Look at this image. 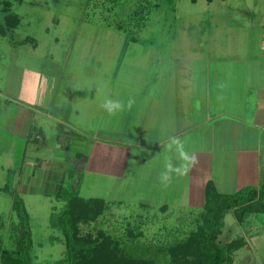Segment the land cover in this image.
Segmentation results:
<instances>
[{"label": "rangeland", "instance_id": "1", "mask_svg": "<svg viewBox=\"0 0 264 264\" xmlns=\"http://www.w3.org/2000/svg\"><path fill=\"white\" fill-rule=\"evenodd\" d=\"M104 25L122 27L126 33ZM134 25L142 29L137 49H123L120 54V46L127 45L121 44L122 41H128V35L138 34L133 30ZM0 26L6 29H0V99L3 100V106L5 101L13 105L14 102L34 100L33 97H38L45 89L47 92V84L51 88L48 102L53 98L66 97L70 107L73 106L72 102L81 104L72 93L80 89L93 91L94 87L88 81L90 67L95 68V76L101 78L108 73V63L112 64L119 58L111 75L114 77L112 87L121 78V82L127 85L126 76L136 75L138 63L141 67L146 65L151 51L158 49L160 43L165 46L164 57L170 64L175 62L170 57L173 55V42L183 46L182 51H185V41L201 43V46L204 36L207 37L210 50H220L224 55H230L234 50L246 54L252 50L258 52L259 49L261 53L264 52V0H0ZM84 40L92 42L90 58L87 55L82 58L81 51L85 49L88 54ZM170 42L172 44L167 45ZM111 43L115 47L112 48L109 61L103 47ZM140 46L142 48L138 49ZM195 49L200 51L201 48ZM100 81L96 82L101 90L96 91H99L102 99L105 86L101 88ZM118 101L120 103L119 98ZM2 119L3 112L0 109L1 141L6 142V145L0 146V238L3 245L16 248L22 236L21 217L14 208V194H17L24 200L29 214L25 229L31 233V264H68L65 235L58 223L66 202L55 194L59 187H39L40 177L34 184L31 179L23 177L26 163L34 162L36 155L50 156L53 153L56 138L53 137L46 146L30 140L26 149L22 139L7 131L10 126L8 120ZM86 126L89 127V134L97 131L102 136L103 129L101 132L89 124ZM12 140L15 156L25 152L20 182L17 181L19 170L16 167L19 158L15 160L12 157L9 160L4 152V149H8L7 142ZM94 142L92 152L90 148L86 152L91 154L87 168L77 170L75 177H66L68 182L65 184H76L82 196L99 197L107 201L103 214L95 221L80 225L81 235L95 237L99 231H105L113 239L117 256L128 261L144 259L150 264H178L170 250L185 241V232L196 228L197 224L188 222V216L183 217L190 208L185 204L182 206L185 196L195 198V193L186 194L187 191L183 192L180 187L136 186L137 177L131 173L136 174L138 171L133 157L138 152L137 147L109 144L101 139H94ZM194 146L199 147L197 144ZM110 153L114 161L128 163L126 178L107 173L111 170L118 172L119 166L112 159L105 158ZM2 165H10V169L5 171ZM73 172L69 170L68 174ZM2 181L9 182L8 188L15 193L4 189ZM169 203H174V207L171 211L167 210L169 215H164L166 208L159 207ZM225 227L231 234L227 235L231 237L236 233L235 230L240 229L232 213L226 215ZM228 236L221 235L220 241ZM254 240L256 246L262 248V254L258 258L253 253L250 264H262L264 235ZM191 257L181 260V264H192L189 260ZM238 257L235 264H244L240 260L244 256Z\"/></svg>", "mask_w": 264, "mask_h": 264}, {"label": "crops", "instance_id": "2", "mask_svg": "<svg viewBox=\"0 0 264 264\" xmlns=\"http://www.w3.org/2000/svg\"><path fill=\"white\" fill-rule=\"evenodd\" d=\"M134 26L133 30L138 34L128 35L129 40L122 41L121 44L127 45L120 46V54L123 49H137L142 29ZM112 27L126 33L122 27ZM206 38L203 37L201 46V43L185 41V51H182L183 46L173 42V55L170 57L175 61L174 64L165 59V46L160 43L158 49L151 51L146 65L141 67L138 63L136 75L126 76L127 85L121 82V78L112 87L114 77L111 75L114 74L119 58L112 64L108 63V73L100 76L102 79L95 76V68L90 67L88 81L94 89H80L79 93L73 91L72 96L75 94L81 104L72 102L71 107L66 97L47 101L51 92L50 84H47V92L45 89L42 95L32 96L35 98L33 102H14L11 105L5 101L3 106V100L0 99L2 120H8L10 124L7 131L22 139L26 149L30 140L46 146L53 137L56 138L50 156L36 155L34 162L26 163L25 168V152L15 156L12 152L13 140L7 142L8 149H4L6 157L9 160L12 157L15 160L19 158L16 166L19 170L17 181L20 182L24 168L23 177L31 179L32 184L40 177L39 187H59L55 194L61 198L59 189L68 182V171L74 170L72 177H75L78 171L86 169L91 157V154L86 153L87 149L90 148L92 152L94 139H101L109 144L137 147L138 152L133 157L138 171H134L136 174L131 173L137 177L136 186L180 187L183 192L187 191L186 194L195 193L194 199L186 195L182 205L190 208L183 216H188L190 224H197L203 218L208 181H212L216 189L225 194L235 193L246 186H259L264 182V52L261 53L259 49L258 52L252 50L246 54L234 50L230 55H224L220 50H210ZM55 41L59 42L58 39ZM84 44L88 46V54L84 49L81 51L82 58L85 55L90 58L92 42L84 40ZM170 44L172 42L167 45ZM113 46L111 43L103 47L109 61ZM195 48L201 49L199 51ZM97 80H103L100 81L101 88L105 86L102 99L99 97L101 89L97 87ZM109 102L119 107H114L110 112L105 107ZM87 124L101 132L103 129L102 136L97 131L89 134ZM1 138L2 135L0 146L6 145ZM174 141H178L179 145ZM196 144L199 147L194 146ZM181 150L194 162L188 166L184 175L174 171L171 173V182L162 183L160 174L165 170L166 163H170L173 169L187 164L180 156ZM105 158L114 161L111 153L106 154ZM114 163L117 166L119 164L115 168L120 173L115 170L107 173L117 178H126L128 163ZM9 166L2 165V168L6 171L10 169ZM5 185V181H2V186ZM73 187L76 184L73 183ZM172 207L174 203L163 204L159 208H166L164 215H169ZM228 213L234 215L240 229L235 230L233 237L228 236L225 216L220 236L224 234L228 237L222 242L233 239L243 241L232 254V264L237 263L238 255L244 256L240 259L241 263L250 264L253 253L258 258L262 254V248L256 246L254 239L264 235V212L250 213L243 222L238 220L234 210ZM189 232H185V236ZM257 257L254 256L259 261Z\"/></svg>", "mask_w": 264, "mask_h": 264}, {"label": "trees", "instance_id": "3", "mask_svg": "<svg viewBox=\"0 0 264 264\" xmlns=\"http://www.w3.org/2000/svg\"><path fill=\"white\" fill-rule=\"evenodd\" d=\"M9 17L10 15L7 18ZM0 29L6 31L5 27L0 26ZM9 186L8 182L4 189H9ZM9 190L15 193L12 189ZM58 194L66 202L58 223L65 235L68 264H150L144 259L128 261L118 257L116 248L113 247V239L105 231H99L95 237L81 235L80 225L95 221L103 214L107 208L106 200L99 197H84L79 194L77 187L71 184L60 187ZM14 208L21 217L22 236L16 248L5 247L0 238L2 264H31L29 254L31 233L29 229H25L29 214L24 200L17 194H14ZM231 210H234L240 222H243L250 213L264 212V182L259 186H246L235 193L225 194L219 192L212 181H208L205 188L203 218L197 223L196 228L189 232L183 243L171 248L170 253L174 261L181 264V260L192 256V259H189L192 264H232V254L243 241L233 239L223 243L219 238L224 218Z\"/></svg>", "mask_w": 264, "mask_h": 264}, {"label": "clouds", "instance_id": "4", "mask_svg": "<svg viewBox=\"0 0 264 264\" xmlns=\"http://www.w3.org/2000/svg\"><path fill=\"white\" fill-rule=\"evenodd\" d=\"M105 107L108 108V110L111 112L114 107H119V105H113L111 102H109L108 104L105 105ZM174 143L179 145L178 141H174ZM169 148H171V145H169ZM180 156L182 157L183 160H185L187 162V164L185 166H182L181 168L173 169V167L170 163H166L165 170L162 171L160 174V180L162 183H165V184L170 183L171 179H172L171 173L174 171L178 175H184L188 170V166H190L191 163L194 162V161L190 160L189 156L182 150L180 151Z\"/></svg>", "mask_w": 264, "mask_h": 264}]
</instances>
